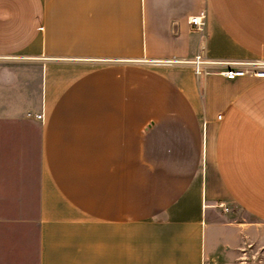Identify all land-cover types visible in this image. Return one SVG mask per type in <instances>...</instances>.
I'll list each match as a JSON object with an SVG mask.
<instances>
[{
    "label": "crops",
    "instance_id": "0c3cea01",
    "mask_svg": "<svg viewBox=\"0 0 264 264\" xmlns=\"http://www.w3.org/2000/svg\"><path fill=\"white\" fill-rule=\"evenodd\" d=\"M250 62L264 0H0V264H208L210 222L234 254L231 214L264 223V77L222 73Z\"/></svg>",
    "mask_w": 264,
    "mask_h": 264
},
{
    "label": "rangeland",
    "instance_id": "374dc122",
    "mask_svg": "<svg viewBox=\"0 0 264 264\" xmlns=\"http://www.w3.org/2000/svg\"><path fill=\"white\" fill-rule=\"evenodd\" d=\"M225 211H229L228 208H225ZM231 217L237 229V241L233 247L235 253L223 249L222 243L226 240L220 237V229L210 222L208 225V258L218 254L219 261H209V263L264 264V223L242 210L231 214Z\"/></svg>",
    "mask_w": 264,
    "mask_h": 264
},
{
    "label": "built area",
    "instance_id": "2783aa9c",
    "mask_svg": "<svg viewBox=\"0 0 264 264\" xmlns=\"http://www.w3.org/2000/svg\"><path fill=\"white\" fill-rule=\"evenodd\" d=\"M204 16H192L189 18V23L195 25L202 31L204 34L205 20ZM189 63L193 66L194 73L198 79H203L209 73L212 72L210 66L215 63L207 57L205 51L201 49L198 51L195 56L189 60ZM232 67L222 73L230 78L234 79L237 77H242L246 75H253L256 77H264V62H250L246 67H235L234 64H231ZM37 118L42 119L43 114H37ZM221 118V115L219 116Z\"/></svg>",
    "mask_w": 264,
    "mask_h": 264
}]
</instances>
